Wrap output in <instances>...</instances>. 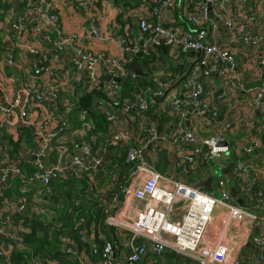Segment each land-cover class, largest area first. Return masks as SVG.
I'll return each mask as SVG.
<instances>
[{
    "label": "built area",
    "instance_id": "2783aa9c",
    "mask_svg": "<svg viewBox=\"0 0 264 264\" xmlns=\"http://www.w3.org/2000/svg\"><path fill=\"white\" fill-rule=\"evenodd\" d=\"M10 0H0V5ZM26 5L25 11L18 14L14 24L13 32L17 41L26 37L29 32L36 38L49 39V30L44 26L42 16L55 23L57 30L62 34L60 16L57 13L58 0H17ZM77 2V9H87L88 4L96 1L106 0H72ZM264 5V0H259ZM255 4L252 7L251 4ZM212 7V12L209 11ZM182 9V22L178 23L175 13L178 8ZM258 0H141L139 6L124 9L122 5L116 8L118 14L123 15L124 20H130L137 24L139 32L145 37L142 43L134 42L129 33L120 36L119 43L125 55L124 62L112 57L88 52L82 43V38L76 34H63V37L54 42L58 51L65 50L71 46L76 54L72 59L75 74L83 75L87 80L89 90L103 89L108 100L123 99L125 94L124 84L110 81H102L100 75L111 76L120 79L122 82L131 81L136 78L135 73L128 69L127 65L134 62L133 58L140 52L144 56H151L157 49L165 46L170 56L179 58L192 52L202 54L201 64L218 73L224 80L226 93L233 87V82L238 79L236 71L238 63L231 51L222 44L217 43V38L212 32L222 25L233 33L243 34V41L246 44L260 46L264 43V12ZM149 8V9H148ZM149 14H148V12ZM147 12V13H146ZM212 18H215L214 21ZM28 23L31 24L28 25ZM259 29L260 34L252 36L254 29ZM93 33L99 35V29L93 25ZM34 53H38L34 51ZM11 64V62H10ZM218 68V66H220ZM258 79H264V59L260 62ZM36 79L43 81L41 86L31 84L24 89L21 97H5L3 104H0V115L7 117L15 109L21 107L20 118L28 123L39 139L38 149L32 151L31 158L37 172L32 180L41 181L44 194L50 197L53 194L52 182L59 177L74 178L78 181H85L86 187L98 196L103 191L98 186V174L104 165V155L97 147V135L94 134V124L87 121L84 112L82 116L83 132L81 140V153L84 161L68 163L63 158L65 154H59V163L48 166L47 150L51 143L58 136L66 132L69 122L67 117L73 105L63 98V92L70 88L72 80L65 74L52 82L47 79L52 75L50 69L40 67L37 64L31 65ZM191 73V74H190ZM184 84L183 92L171 102V110L178 125L167 129L165 134L158 132V126L150 123L145 130L147 140L141 148L131 146L133 135L127 130L116 128L115 116L109 113L110 129L112 134L109 138V146L114 149L126 148V164L130 172L128 180L120 186L119 191L114 193L111 202L105 206V224L113 232L110 237L102 235L100 246L96 247L98 253L95 255L88 248L82 247L79 243H86L90 240L95 242L96 227H83L84 221L75 224L74 230L79 232L80 239L65 238L63 253L75 264H160L167 252L174 255H183L194 261L195 264H251L239 258H234L231 252L220 237L213 231L214 215L218 208L228 210L225 220L227 224L251 219L254 229L258 234L252 235L250 242L259 249V260L264 264V233L262 232L264 221L255 212L252 213L242 206L233 203L231 184L237 180L240 190L244 194L251 192V185L241 179V173L247 172L246 166L238 162L234 167L231 178L224 177L217 182L216 192L213 189L209 192L205 189L193 188L188 181L192 172H197L203 162L211 163L220 160L230 152L227 137L222 134H215L205 139H200L196 129H186L183 124L191 110L198 119V127H204L206 122L218 119V111L210 103L203 99L206 92V84L198 79L195 73L190 72ZM155 89L145 87L141 94L135 93L130 104L122 110L123 117L132 113L145 115L150 110V101H156L164 96L165 83L160 76L154 77ZM54 101L58 112V104L64 108L56 118H48L45 122H35L32 118L31 107L37 106L41 109L48 101ZM256 100H264V84L256 90ZM54 122L55 125H51ZM255 129L256 123L253 119L248 124ZM224 129L232 130V123L225 124ZM163 142L169 143L175 148H200V157L185 150L177 153L178 164L182 180L175 175L161 173L158 170L156 158L147 159L143 157V150ZM260 146L258 140L254 145L246 149V153L252 154ZM158 150V149H157ZM150 151V152H151ZM67 159V158H66ZM201 161L198 164V161ZM6 168L0 166V198L8 189L7 182L12 174L21 175L16 162L4 157L2 162ZM198 167L196 168V166ZM240 181V182H239ZM197 182V181H196ZM245 182V183H244ZM250 196V195H249ZM119 203L118 209L116 205ZM256 209L264 210V183L260 185ZM28 209V198L21 197L19 202L12 205L15 215L24 216ZM225 223V222H224ZM5 224H7L5 222ZM5 224H0V235L4 233ZM151 254V255H150ZM3 252L0 251V258ZM94 258V259H92ZM8 261V260H7ZM33 264H60L57 260L34 259Z\"/></svg>",
    "mask_w": 264,
    "mask_h": 264
},
{
    "label": "crops",
    "instance_id": "0c3cea01",
    "mask_svg": "<svg viewBox=\"0 0 264 264\" xmlns=\"http://www.w3.org/2000/svg\"><path fill=\"white\" fill-rule=\"evenodd\" d=\"M116 1L117 0H106L105 2L96 1L92 4L89 3L87 9L83 8L78 10L77 2L72 0H58V9L56 11L60 16L63 33L60 34L57 30L56 24L52 23L47 16L43 15L42 19L44 26L50 32L49 39L36 38L29 32V34L20 41H17L13 32V24L18 17V14L25 11L26 5L17 0H10L5 4H1L0 104H3L4 98L7 96L21 97V95L25 94L24 89L29 88L31 84H36L37 86L42 85L43 81L36 79L34 72L31 71L30 68L32 64H37L40 67L51 70L52 75L46 78L52 82L58 81L61 76L65 74L70 77L72 85L63 92V96L72 103L74 108L75 105L73 102L78 103L79 99L85 93H89V90L86 87V79L83 75L80 76L75 74L72 59L76 54L73 48L68 46L65 50L58 51L53 43L59 41L63 37V34H76L82 38L84 48L88 52L102 55V57H112L124 62L125 55L119 43L120 36L129 33L133 41L139 43H142L145 37L139 32L136 22L135 24L130 20L126 22L123 15L118 14L116 8L122 4H117ZM127 1L132 2V5L124 7V9L137 7L141 3V0ZM198 1L199 0H194L195 3H198ZM49 2L50 0H45L46 4H49ZM251 5L252 7L255 6L253 3ZM259 8H261L260 12H264V7L261 6ZM175 18L178 23L182 22L181 7L177 9ZM214 19L215 18H212L213 21ZM28 25L31 27L30 23H28ZM93 25L99 29V35L93 33ZM212 34H215L218 44L227 46L238 63V68L235 72L238 79L233 82V87L230 88L228 93H226L224 80L218 76L216 71L212 70L211 66L206 67L208 71L202 69L201 53L192 52L187 55H181L179 58H174L170 56L169 50L167 51L168 55L164 52V56L159 52H154L155 62L152 67L153 71L151 74L147 73L148 77L144 78V82L146 80L148 83H152L151 87H146L155 89L156 84L154 77L160 76V80L165 83L166 87L163 98L153 101L157 104L155 105L157 106L156 109H152L150 106V109H152L151 112L149 110L145 115L132 113L128 117H123L122 110L125 106L130 104L133 95L138 93V91L142 93L145 89V87L139 86L138 83H134L137 84L138 90L137 88H131V90L126 89V91L124 90V92H128V95L124 94L121 101L108 100L105 95V98L103 99L96 98L91 101L88 110L82 109L74 114L72 120L77 124V130L74 133H68L72 128V124L68 120L70 115H68L67 120L69 125L67 126L66 132L62 134V137L58 141L65 145L73 144L74 148L81 145V134L84 133L82 116L84 112L88 115V112H90L89 110L92 109L105 114L107 118L109 114L115 116L117 121L116 128L127 130L133 135L131 146L136 148L143 147L144 145L142 144L147 140L145 130L150 123H155L158 126V132L160 134H165L167 129L178 125L179 121L176 119L170 105L172 100L177 98L183 92L184 84L187 81L186 79L189 73L193 72L200 81L206 84L207 88L203 95V99L218 111V119L216 122L213 120L210 121V123L206 122L204 127H198V119L195 117V114H191V112H194L196 109L193 108V110L189 111L190 114L185 120L183 127L186 129H196L200 139H205L215 134H222L227 137L230 152L220 159L221 162H219V164L222 169H225L231 163H234L235 167L238 162L243 163L247 168V172L241 173V179L247 181L248 184L251 185V192L249 194H244L240 190L242 182L239 181V185L237 180H233L230 187L231 189L236 188L237 190L235 196L232 194L233 203L241 206L239 200H242V207L252 213L255 212L264 221V210L255 208L260 185L264 183V146L262 143L264 136V100H256V90L264 84V79H258L257 77L261 68L260 62L264 59V43L260 46L246 44L243 41V34L233 33L221 24L217 26V30L212 32ZM251 34L252 36H257L260 34V31L256 28ZM9 45L12 47L11 49L8 48ZM34 51H37L38 53H34ZM18 55H22V61L17 60ZM179 66L185 68L184 73L181 70H177V67ZM219 67H221V65L218 66V68ZM103 76L104 75H100L101 79ZM102 81L104 80L102 79ZM105 82L109 83V81ZM55 109L56 105L54 101L51 100H48L45 103V106L41 109L33 105L31 107L33 112L32 118H34L37 123L45 122L48 118H56L57 115H60V112ZM20 111L21 107L15 108L7 117L0 115V151L3 149L8 153L11 160L18 164L21 171V175L12 174L10 176L7 182L8 189L4 195V199L0 198V224L3 225L6 222L7 224L4 225V233L7 230L9 233L6 239H0V251L3 252V257L0 258V264L2 258H5L6 261H11L12 253L17 247L22 249V244H18L17 234L23 228L24 216L15 215L12 211V205L18 203L21 197L26 196L28 198L26 215L30 214L31 216L40 217L46 224L51 223L55 218H57L58 223H61V221L63 222L65 219L64 214H57L52 209L48 208V206H54V208L57 207L58 209L62 207V200L60 201V204L54 203L53 187L52 196L46 197L41 181L32 180L34 174H28L30 166L34 167L30 155L32 151L38 149L41 145L34 130L30 128L26 121L24 122L20 118ZM87 115L85 118L89 121ZM251 119L256 123L255 129H252L248 125ZM228 122L232 123V130L230 131L225 130L223 127ZM51 125H55L54 122H51ZM111 134L112 130L110 128L106 134H97V147L100 148V151L104 156L107 152L114 149L112 148L108 151ZM255 140L260 142V146L256 148L252 154L246 153V149L252 147ZM11 141L14 144H19L16 153H13L15 147L11 145ZM147 149L148 148L146 147V150ZM186 149V147L178 149L172 147L169 143L163 142L156 145L154 152H148L146 157L147 159L156 158L157 163L160 164L165 155L166 160L172 164L167 173L175 175L177 179L182 180L183 178L180 174L177 157L178 151L185 150L198 157L201 155L200 148ZM144 151L145 150H143V152ZM67 152L68 147L53 148L50 145L47 150L48 166L58 164L59 154H65ZM75 155L76 153L72 150L69 153L68 158ZM1 160L2 158H0V166L3 168L5 165ZM202 164L199 165L196 172L198 173L199 171V179L197 181L210 176L209 164L205 162ZM105 166L106 159H104V165L100 171V177L107 174V172H105ZM34 169L36 170L35 167ZM126 172V170L124 173L120 170L119 178L115 184V187L119 186L118 191L120 186L125 184L128 180L129 173L127 176L125 175ZM233 173L234 168L232 170V174ZM226 176L227 175H224L222 178ZM100 177H98V180ZM61 178L66 180V177L64 176ZM68 186H66L68 190L73 188V190L76 191L75 194L79 195L78 199L83 195L82 191H85L86 194L84 196L87 197L90 195H96L88 190L86 186L84 187L80 182L73 186ZM213 186L214 185H212V187ZM112 189L114 188L110 186L105 190L106 193L110 195L107 198L100 200L98 198L100 205L103 202L106 206L111 202L112 195L114 194L110 193ZM213 189L216 192L214 187ZM73 200H76L74 196ZM77 203L79 202L77 201ZM105 206H102V208H105ZM119 206L118 203L116 209H118ZM86 209L89 211V207ZM44 212H46V214H44ZM227 215L228 210L225 208H218L216 210L212 226L216 236L220 237L224 244L228 246L231 255L234 258H239L240 260L251 264H261L259 260V249L250 242L252 235L259 233L258 230L254 229L252 220L249 218L240 222H234L232 219V223L227 224L225 220ZM59 220L61 221L59 222ZM88 224L90 223L88 222L87 225ZM87 225L85 227H88ZM262 232L264 233V226ZM70 237L72 236H64L61 238V252L63 255V244L66 242V239ZM79 244L82 247H85L83 245L84 243ZM91 249L93 251L92 247ZM176 257L177 255L167 252L164 258L161 259L160 264H174L173 262ZM178 262L179 261H177L176 264H178ZM30 264H33L32 260ZM142 264H147V261Z\"/></svg>",
    "mask_w": 264,
    "mask_h": 264
},
{
    "label": "trees",
    "instance_id": "16d2710c",
    "mask_svg": "<svg viewBox=\"0 0 264 264\" xmlns=\"http://www.w3.org/2000/svg\"><path fill=\"white\" fill-rule=\"evenodd\" d=\"M117 4H122L123 7H128L132 5V2L127 0H117ZM159 52L161 55H165L164 51L161 49H157L155 51ZM155 53L151 56H144L142 58H138L135 56L133 58V61H137L140 66L143 68L144 72L147 74H151L153 71V63L155 62ZM168 55V53H167ZM128 67V65H127ZM129 69V67H128ZM177 70H181L183 73L185 71V68L182 66L177 67ZM147 74V77H148ZM145 77V78H147ZM87 81V80H86ZM152 83H148L145 80L143 87H151ZM89 90V87L86 86ZM86 88V89H87ZM135 89L137 87V84L131 83L130 80L126 81L124 84V89ZM89 90V93H85L80 99L79 102H73L75 107L72 109V112L80 107L84 110H88L89 104L91 101H93L96 98L103 99L105 98V92L101 90ZM64 99L66 97L63 96ZM61 105L58 104V110L59 112H63L64 108L60 107ZM152 109H150L151 112ZM88 112V119L94 124V134H106L110 128V120L107 118V116L99 111L96 110H89ZM70 112L69 115L72 113ZM11 145L15 147V151L13 153H16V149L19 146L18 143L14 144L11 141ZM109 151V150H108ZM165 153V152H164ZM8 156L10 159L8 153H6L3 149L0 151V158H2L1 161L4 160V157ZM104 159H106V170L107 174L112 172V169H116L118 173H120V170L123 171V173L128 171L130 169V166L126 164V148H118L113 149L112 151H109L105 154ZM172 165L168 160H166V157L164 155L163 160L158 164V170L161 173H167L168 169ZM203 165V164H202ZM115 167V168H113ZM37 170L34 169V167L30 166V169L28 171L29 175H35ZM33 175V176H34ZM101 173L98 174V177H100ZM123 180V179H122ZM121 180V183H122ZM82 183L84 187L87 185L85 181H74L71 178H67L64 180L63 178L59 177L56 178L53 182L51 187L54 189V195L53 200L55 204H60V201L62 200V207L57 208L54 206H48L49 209H52L57 214L62 213L65 215V219L63 222L58 223L57 218L52 220L51 223H45L41 220L40 217H35L24 214V221H23V228L18 232V244H22V249L17 247L11 257V261H6L5 258L1 259V264H30L31 260L34 259H49V260H57L60 262V264H75L70 258L68 259V256L66 254H62L61 252V238L64 236H72L75 237L77 240L80 239L79 232L74 230L76 222H79L80 220L84 221V226H91L95 225L96 227V238H95V244L100 246V237L102 235L110 237L112 236V233L110 232V229L105 224L106 214H105V208L102 203L98 202L102 199L98 195H90V196H84L86 193L83 192V195L78 199L79 195L75 194L76 191L72 189L68 190L66 186L70 185L73 186L78 183ZM69 187V186H68ZM119 187V186H118ZM118 187H114L110 191V193H115L118 191ZM107 196H110L109 194H106ZM73 196L76 200H73ZM86 199H84V197ZM77 201L79 203H77ZM86 202V203H85ZM87 207H89V211H87ZM94 209V210H93ZM91 212V213H89ZM17 242V241H16ZM81 243V242H80ZM83 244V243H82ZM86 248H88L89 252L91 249L90 242H86L83 244ZM5 260V261H4Z\"/></svg>",
    "mask_w": 264,
    "mask_h": 264
},
{
    "label": "water",
    "instance_id": "95a60500",
    "mask_svg": "<svg viewBox=\"0 0 264 264\" xmlns=\"http://www.w3.org/2000/svg\"><path fill=\"white\" fill-rule=\"evenodd\" d=\"M227 2H229V0H226ZM209 11L210 12H212V7L211 6H209ZM8 48L9 49H11L12 47L9 45L8 46ZM162 51H164L165 53H167V51H168V48L167 47H165V46H163V47H161L160 48ZM201 55V54H200ZM137 57L138 58H142V57H144V55H143V53L142 52H140L138 55H137ZM128 67H129V69L130 70H132L134 73H135V75H136V78L134 79V80H131L130 82L131 83H138V85L139 86H141V87H143L144 86V78L145 77H147V74L144 72V70H143V68L140 66V64L137 62V61H134V62H132V63H130L129 65H128ZM201 67H202V69L204 70V71H208L207 70V68H206V66H204V65H201ZM102 79L104 80V81H113V82H115V83H119V84H125V82H122L120 79H117V78H112L111 76H103L102 77ZM125 94L126 95H128V92H125ZM83 108H80V107H78V108H76L71 114H70V116H69V118H68V120H69V122L72 124V128L68 131V133H74L76 130H77V124H76V122H74L73 120H72V117H73V115L74 114H76L77 112H79L80 110H82ZM62 137V135H60V136H58L57 138H55V140L51 143V147H53V148H65V147H68V152L67 153H65V156H64V158H63V163L65 162V161H67L68 163H74V162H76V161H80V162H83L84 161V158H83V154L81 153V151H80V149H81V145H79L77 148H74V146H73V144H59L57 141L60 139ZM263 146H264V136H263ZM112 149V147L111 146H109L108 147V150H111ZM72 150H74V152L76 153V155L75 156H72V157H70V158H68V155H69V153L72 151ZM152 150V146H150L147 150H145L144 152H143V154H142V156L145 158L146 157V155H147V153L148 152H150ZM67 158V159H66ZM201 163V161L199 160L198 161V164H200ZM198 167V165L196 166V168ZM235 167V164L234 163H231L229 166H227L225 169H222V171H221V175L222 176H224V175H227L229 178H231L232 177V170H233V168ZM4 168H6V166H4ZM71 179H73V180H76V179H74V178H72L71 177ZM213 181H214V177L212 176V175H210V176H208L207 178H204V179H202V180H199V181H197V182H194L193 184H192V186H193V188H196V189H198V188H200V189H205V190H207V191H209V192H212L213 191V187H212V184H213ZM236 188H232L231 189V192H232V194L235 196V194H236ZM239 204L242 206L243 204H242V200H239ZM61 220H59V222H60ZM62 222V221H61ZM9 233H8V230L7 231H5V233L4 234H2V235H0V239H2V240H4V239H6V237H7V235H8ZM90 242V244H91V247L93 248V253L96 255L97 253H98V251H97V249H96V244H95V242H93V240H90L89 241ZM181 258H185L183 255H177V257H176V259H175V261L173 262L174 264H176L177 263V261L179 260V259H181Z\"/></svg>",
    "mask_w": 264,
    "mask_h": 264
},
{
    "label": "rangeland",
    "instance_id": "374dc122",
    "mask_svg": "<svg viewBox=\"0 0 264 264\" xmlns=\"http://www.w3.org/2000/svg\"><path fill=\"white\" fill-rule=\"evenodd\" d=\"M258 4L262 7H264V5L259 2V0H258ZM22 58H23L22 55L17 56V60L22 61L23 60ZM138 93L140 94L141 92L138 91ZM150 104H151L152 109H156L157 106H155V105H157V104H155L152 100L150 101ZM58 143L61 144L60 141H58ZM219 162H221V160H217L215 162L208 163L209 167H210V175H212L214 177V181L212 184V185H214L213 186L214 188L217 186L216 185L217 182L223 177L221 175L222 167L219 164ZM129 171H130V169L126 172L125 175L128 176ZM118 178H119V173L116 169H112V172H110L109 174L102 175L100 177V179L98 180V186L96 188H100L103 191L102 196H100L102 199H105L108 197L106 195L108 193H106L105 190L110 186H112L114 188ZM187 179L191 183H193V181H197L199 179V171H198V173H196L195 171L192 172ZM216 195L218 197H220V194L218 192H216ZM44 214H46V212H44ZM178 261H179L178 264H195L194 261L189 259V258H181Z\"/></svg>",
    "mask_w": 264,
    "mask_h": 264
}]
</instances>
